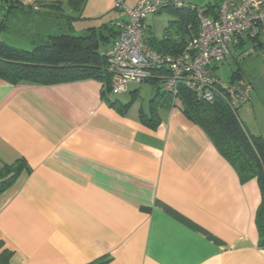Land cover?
<instances>
[{
  "label": "crops",
  "instance_id": "1",
  "mask_svg": "<svg viewBox=\"0 0 264 264\" xmlns=\"http://www.w3.org/2000/svg\"><path fill=\"white\" fill-rule=\"evenodd\" d=\"M19 1L23 7L15 8L44 10L48 19L21 15L60 26L44 42L122 18L120 11L112 18L114 0H86L81 13L71 0ZM59 3L65 20L55 23L47 10ZM147 19L145 34L162 39ZM28 32L21 35L36 34ZM263 50L240 66L254 92L237 114L250 135L264 140ZM139 84L111 97L93 78L49 86L0 79V168L21 159L30 166L0 195V252H13L9 264H90L103 257L109 264H264L259 182H243L177 102L159 101L158 125H145L141 114L151 112L159 88L152 83L145 107L136 103ZM122 95L132 102L124 114Z\"/></svg>",
  "mask_w": 264,
  "mask_h": 264
},
{
  "label": "trees",
  "instance_id": "2",
  "mask_svg": "<svg viewBox=\"0 0 264 264\" xmlns=\"http://www.w3.org/2000/svg\"><path fill=\"white\" fill-rule=\"evenodd\" d=\"M6 2L9 3L6 14L15 7H23L19 0H6ZM71 4L76 12L81 13L86 0H71ZM53 6V9L55 7L63 9L62 3ZM207 7L213 11L218 8V3ZM166 8L177 11L178 18L171 21L162 39L157 40L152 36L148 40L146 38V43L157 52L178 55L185 49L189 40L199 33L200 24L196 7L183 4L180 8L174 5H168ZM115 10L118 11L116 8ZM5 21L7 20L0 23V36L7 25ZM114 23L115 21H112L100 29L90 28L81 35L72 33L51 35L32 50L10 46L0 39V79L11 85L30 83L49 86L93 78L103 83L104 96L110 94L112 74L103 53L113 42L110 43L111 37L115 39L118 35V29ZM106 42L109 44L101 50L100 46L105 47ZM257 43L250 56L263 48L264 44L260 39ZM244 60L236 59L238 63ZM217 70L218 65L215 67L216 73ZM165 75L167 71L163 68L155 69L153 78L147 82L158 83ZM239 79H248L242 67L233 74L232 80ZM160 89L161 91H157L151 101V112L141 114L142 122L151 128L156 127L159 123L157 114L159 101H165L172 107L176 106L179 100L183 112L207 133L220 154L237 171L240 179L243 182L256 179L264 197V140L250 135L237 112H234L222 100L214 102L200 100L196 94L181 86L174 102V98L164 91L163 86ZM110 104L112 107H118L117 102L113 100ZM131 105L132 102L123 103L119 106L120 113L124 114ZM24 171H30V166L25 159L13 164H3L0 168V195L9 189ZM258 225L264 237V199ZM1 248L2 243H0V250ZM12 255L13 252L7 249L1 251L0 264H9ZM110 262L111 258L103 257L90 264H109Z\"/></svg>",
  "mask_w": 264,
  "mask_h": 264
},
{
  "label": "built area",
  "instance_id": "3",
  "mask_svg": "<svg viewBox=\"0 0 264 264\" xmlns=\"http://www.w3.org/2000/svg\"><path fill=\"white\" fill-rule=\"evenodd\" d=\"M126 1L114 0L115 8L123 16L114 23L117 37L103 53L112 74L111 97L126 93L130 83L147 82L155 69L163 68L167 75L161 79L162 86L174 102L181 86L200 100H222L234 112L252 99L251 80L224 81L215 67L229 56L244 60L254 52L258 39L264 36V0H220L213 11L207 6L196 7L199 33L178 55L160 53L148 46L145 21L168 5L180 8L183 4L138 0L131 7Z\"/></svg>",
  "mask_w": 264,
  "mask_h": 264
},
{
  "label": "rangeland",
  "instance_id": "4",
  "mask_svg": "<svg viewBox=\"0 0 264 264\" xmlns=\"http://www.w3.org/2000/svg\"><path fill=\"white\" fill-rule=\"evenodd\" d=\"M173 2H184L186 5H191L192 7H204L209 6L210 4H216L219 3L220 0H170ZM7 7L8 3L6 0H0V23L3 20L7 24V30H5L1 36L0 39L5 42L6 44L10 46H14L19 49H25V50H32L34 47H36L38 44L43 43L42 41L43 37L47 35L48 33H52V31L60 32V26L52 24L49 21H37L32 18L25 17L21 15V13L26 14H33V15H40L46 19L44 10L41 13L33 12L24 10L22 8H13L12 13L9 16V13H7ZM111 15L112 18H114L116 14L114 3L111 7ZM51 13V17H55L59 20H65V13L62 9L55 7L53 10H47ZM120 13V12H118ZM177 11L164 8L160 13H158L155 16H150L147 20V24H150L152 26V30L157 35V37L161 36L163 37L164 32L169 29L171 21L175 20L177 17ZM86 15V12L84 13ZM121 14V13H120ZM122 15V14H121ZM123 16V15H122ZM178 18V17H177ZM61 28H64V25L61 26ZM65 29V28H64ZM29 30H33V32H36L34 35H21V32H27ZM175 31H173L174 33ZM147 34V40L152 37V35L149 32H146ZM175 34V33H174ZM39 35V36H38ZM24 41V40H26ZM243 62V61H242ZM238 64V62L232 57L229 56L226 58L224 62H221L218 65L217 73L220 76V78L224 81H230L231 76L234 72L239 70V67L243 64ZM161 85L162 82L159 81L157 83V91H161ZM132 86V85H131ZM139 88V95L136 98V103H140L142 105L149 106V97L148 93H151L154 91L153 84L151 82H143L142 84L136 85ZM120 99L123 102H128L130 100L129 95H122ZM180 104V101L178 100V105Z\"/></svg>",
  "mask_w": 264,
  "mask_h": 264
}]
</instances>
